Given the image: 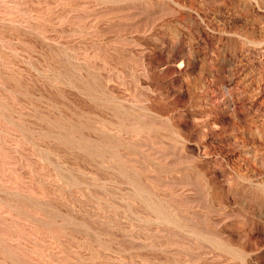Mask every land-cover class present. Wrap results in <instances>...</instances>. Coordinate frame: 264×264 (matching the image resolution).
<instances>
[{"label": "rangeland", "instance_id": "374dc122", "mask_svg": "<svg viewBox=\"0 0 264 264\" xmlns=\"http://www.w3.org/2000/svg\"><path fill=\"white\" fill-rule=\"evenodd\" d=\"M0 264H264V0H0Z\"/></svg>", "mask_w": 264, "mask_h": 264}]
</instances>
